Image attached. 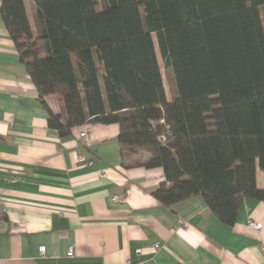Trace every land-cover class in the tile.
<instances>
[{"label": "trees", "instance_id": "trees-1", "mask_svg": "<svg viewBox=\"0 0 264 264\" xmlns=\"http://www.w3.org/2000/svg\"><path fill=\"white\" fill-rule=\"evenodd\" d=\"M31 1L37 35L25 0H0V16L49 127L118 124L123 165L161 167L166 206L201 195L233 225L244 198L264 201V0Z\"/></svg>", "mask_w": 264, "mask_h": 264}, {"label": "crops", "instance_id": "crops-1", "mask_svg": "<svg viewBox=\"0 0 264 264\" xmlns=\"http://www.w3.org/2000/svg\"><path fill=\"white\" fill-rule=\"evenodd\" d=\"M25 2L37 35L33 3ZM15 46L0 16V264H264L263 200L244 198L233 225L201 195L164 205L152 195L163 169L123 165L118 124L89 122L68 136L48 126ZM46 100L64 112L59 95ZM257 184L264 188L261 169Z\"/></svg>", "mask_w": 264, "mask_h": 264}, {"label": "built area", "instance_id": "built-area-1", "mask_svg": "<svg viewBox=\"0 0 264 264\" xmlns=\"http://www.w3.org/2000/svg\"><path fill=\"white\" fill-rule=\"evenodd\" d=\"M89 133H90V130H89L88 128L83 129V131H81V133L79 134V138H80L81 140L85 141V140L87 139ZM78 160L81 161V162H85V163H87V164H92V163H93L92 161L87 160V159H86L84 156H82V155H79V156H78ZM103 177H107V174L104 173V174H103ZM114 198L117 200V199H119L120 197H119V196H115ZM248 227H249L251 230H253V231L260 232V231L262 230V228H263V223L260 222V221H256V220H248ZM45 249H46V247H45V246H42V247L40 248V251H41L42 253H44V252H45ZM261 250H262V253H263V255H264V244H261ZM73 251H74V247H70L69 251L67 252L68 255H69V256H72V255L74 254ZM141 252H142V250L137 249V253H141Z\"/></svg>", "mask_w": 264, "mask_h": 264}, {"label": "rangeland", "instance_id": "rangeland-1", "mask_svg": "<svg viewBox=\"0 0 264 264\" xmlns=\"http://www.w3.org/2000/svg\"><path fill=\"white\" fill-rule=\"evenodd\" d=\"M98 1H100V0H98ZM101 5H102L101 2H99V6H98L99 9H102ZM153 37H154V42L156 44V49H157L156 54H158V57H159V61H160L159 66H161L163 78L165 81L166 90H167L168 96L171 98L172 95H174L176 93V90H175V88L177 87L176 81H175V78L172 77L173 76L172 72L165 69V67L163 66L162 57H161V54H159L160 50H159V46H158V42H157V36L154 34ZM141 154L139 156H141Z\"/></svg>", "mask_w": 264, "mask_h": 264}]
</instances>
